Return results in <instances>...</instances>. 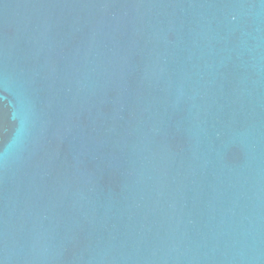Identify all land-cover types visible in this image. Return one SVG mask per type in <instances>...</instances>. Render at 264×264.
<instances>
[{
    "label": "water",
    "instance_id": "1",
    "mask_svg": "<svg viewBox=\"0 0 264 264\" xmlns=\"http://www.w3.org/2000/svg\"><path fill=\"white\" fill-rule=\"evenodd\" d=\"M0 264H264V0H0Z\"/></svg>",
    "mask_w": 264,
    "mask_h": 264
}]
</instances>
